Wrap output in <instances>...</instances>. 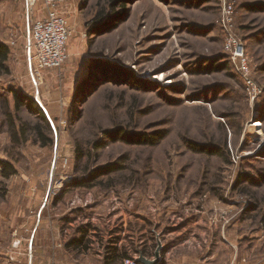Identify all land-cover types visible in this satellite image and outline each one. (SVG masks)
Segmentation results:
<instances>
[{"label": "rangeland", "instance_id": "374dc122", "mask_svg": "<svg viewBox=\"0 0 264 264\" xmlns=\"http://www.w3.org/2000/svg\"><path fill=\"white\" fill-rule=\"evenodd\" d=\"M120 1L70 0L74 56L55 82L44 74L39 82L26 0H0V43L10 48L0 70V158L14 161L22 186L10 232L16 264H105L113 249L138 264H264V0ZM229 36L249 57L256 96L225 50ZM92 65L119 75L90 76ZM13 92L44 112L51 146L30 134L12 147ZM17 116V127L44 125L26 105ZM254 121L262 126L250 128ZM117 129L166 138L155 146L106 138ZM114 163L124 170L99 178L103 185L74 186ZM82 236L83 246L71 244ZM5 245L0 264H11Z\"/></svg>", "mask_w": 264, "mask_h": 264}, {"label": "trees", "instance_id": "16d2710c", "mask_svg": "<svg viewBox=\"0 0 264 264\" xmlns=\"http://www.w3.org/2000/svg\"><path fill=\"white\" fill-rule=\"evenodd\" d=\"M122 3L120 0H113L112 7L118 6V4ZM10 58V48L4 43H0V70L1 71H8L7 63ZM226 64V63H225ZM214 70V67H211ZM90 76L95 73V71H100L102 75L106 76L105 78H110L111 74H114L115 78L119 75V72L116 68H107L102 66H91ZM129 77V76H128ZM131 81L133 80L132 76L129 78ZM135 83H139L136 81ZM13 98L15 101V110H16V117L13 119L12 114H8V117L11 118L9 122V134L11 136L12 147L20 148L22 145L27 143L30 140V134L34 138V143L39 144L41 147H49L52 145V140L46 136L47 132H51L50 124L48 120L45 118L44 112L39 108V106L34 102L32 99H24V96L21 92H13ZM27 106L33 112H36L38 117L41 119L40 122H43L44 125L41 126L40 124L35 126H30L26 122L20 120V126H16V119H19V111L24 107ZM106 138L111 139L113 142H125L127 144H138V145H148V146H155L159 144L162 140L166 138L165 133H154L151 136H147L145 134H128L127 132L123 131L122 129H117L113 131H106L105 132ZM101 145L98 144L96 148H100ZM195 151L208 153L207 149L203 146L195 144L192 147ZM78 159H82L84 154L82 152L81 147L78 148ZM210 154L215 155L217 154L216 150L209 151ZM124 167L120 164H107L97 170L91 172L89 176V180L87 181H80L74 184L76 188H93L95 186L103 185V181H99V178H104L113 173L123 171ZM0 173L1 177L8 181L11 178L18 175V169L12 159H3L0 158ZM97 181L95 184H91L92 182ZM84 237L77 238L71 241V244H76L77 246L84 245ZM128 258V254L125 252H119L117 249L111 250V252L105 258V264H123L124 260Z\"/></svg>", "mask_w": 264, "mask_h": 264}, {"label": "built area", "instance_id": "2783aa9c", "mask_svg": "<svg viewBox=\"0 0 264 264\" xmlns=\"http://www.w3.org/2000/svg\"><path fill=\"white\" fill-rule=\"evenodd\" d=\"M40 0H26V4L33 20L32 24V48L29 56L31 75L39 82L43 79L46 70H58L63 67L69 58V43L73 35L72 27L64 14V8L68 0H42L46 13L44 19H36L37 6ZM227 15H233V8L228 7ZM17 31L13 36L16 37ZM11 41L10 45H15ZM226 52L231 56L232 62L249 85L250 94L255 95L258 88L251 81V69L248 55L241 43L229 36L225 44ZM75 150L67 153L72 158ZM68 158V159H69ZM124 264H138L136 260L128 259Z\"/></svg>", "mask_w": 264, "mask_h": 264}, {"label": "crops", "instance_id": "0c3cea01", "mask_svg": "<svg viewBox=\"0 0 264 264\" xmlns=\"http://www.w3.org/2000/svg\"><path fill=\"white\" fill-rule=\"evenodd\" d=\"M69 2H70V0L67 1V5L64 8V14L67 17V19H68L69 11L73 10V5H72V3H70V6H69ZM69 8H70V10H69ZM37 15H38V19H44L46 17V13H45L44 8H43L42 0H40L38 3ZM68 21H69V19H68ZM69 23H70V21H69ZM70 25H71V23H70ZM72 56H74V48L72 46H70V44H69V58L68 59H70ZM81 68L82 69L80 70V72H79L80 74L77 78V79H79L77 84H79V82L82 81L83 76L86 73V68L84 69V66H82ZM60 71H63V69H61ZM56 74H57L56 70H46L44 72V75L49 80L48 82H55V75ZM15 177H17V176H15ZM15 177L6 181L1 177V173H0V194L2 195V198H0V246L5 245L6 243L9 244L10 251L8 252V254L12 255V256H10V263L11 264H13V262L15 264L17 263V261L19 262L17 257H15V258L13 257V254H12L13 249H11L13 247L15 249H17V244L14 245V241H13V239L16 237L17 232H15V235L13 234V231L10 234L11 230H13L15 227H17L16 226L17 225V217L19 214V204H18L19 201L16 200L14 194L17 191L19 193L20 190L22 189L21 188L22 186L20 188H18L16 186V184L13 183ZM5 190H8V192ZM23 193L24 192L22 190V195H23ZM1 250L2 249L0 247V251ZM0 253L2 254V252H0ZM8 254H6V255H8ZM30 255H31V253H30ZM30 255L28 254V256H30ZM28 262H29V260H28ZM28 264H30V262Z\"/></svg>", "mask_w": 264, "mask_h": 264}, {"label": "bare ground", "instance_id": "6f19581e", "mask_svg": "<svg viewBox=\"0 0 264 264\" xmlns=\"http://www.w3.org/2000/svg\"><path fill=\"white\" fill-rule=\"evenodd\" d=\"M165 84H169V83H165ZM258 122H260V121H254L253 123H252V125L250 126V128H252V129H257V127H260V126H262V124H260V123H258Z\"/></svg>", "mask_w": 264, "mask_h": 264}]
</instances>
